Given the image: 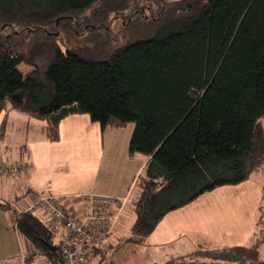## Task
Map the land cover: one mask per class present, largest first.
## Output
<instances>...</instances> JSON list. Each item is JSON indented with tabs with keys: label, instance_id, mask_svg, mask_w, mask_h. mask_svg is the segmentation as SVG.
I'll list each match as a JSON object with an SVG mask.
<instances>
[{
	"label": "trees",
	"instance_id": "trees-1",
	"mask_svg": "<svg viewBox=\"0 0 264 264\" xmlns=\"http://www.w3.org/2000/svg\"><path fill=\"white\" fill-rule=\"evenodd\" d=\"M7 101L44 119L51 140L71 114L103 130L134 123L129 152L147 158L130 197L132 240L142 243L170 211L252 172L264 0H0V111ZM16 225L33 247L27 262L42 254L61 264L39 217L16 211ZM259 241L195 251L209 261L154 264H264Z\"/></svg>",
	"mask_w": 264,
	"mask_h": 264
},
{
	"label": "rangeland",
	"instance_id": "rangeland-1",
	"mask_svg": "<svg viewBox=\"0 0 264 264\" xmlns=\"http://www.w3.org/2000/svg\"><path fill=\"white\" fill-rule=\"evenodd\" d=\"M77 42H80V40ZM117 44L120 43L117 42ZM19 67L24 74L32 69V66L26 62H22ZM79 115L75 118L78 119V122H73L76 128L72 129L69 134V136H74L69 140L66 138L68 135L64 133V141L58 144L61 146L62 152L57 153V148L51 149L52 146L45 145L38 140L41 126L46 124V121L13 107L7 101L0 111V133L3 131L0 136V148L4 156V158L0 157V163L2 161L27 163L25 161H28L29 155L27 156L28 152L23 147L24 145L33 147L36 155L35 159L38 161L39 166L38 178L42 180V183H46L51 190L59 188L57 182L75 181L82 176L100 172L104 168L99 165L100 157H103V155L116 158L115 165L113 167L108 166V171L117 172L116 179L124 175L125 168L128 169L130 163L125 156L127 153L121 142L117 141L113 148L108 147L107 151L105 149V154H103L104 140L106 141L107 136H104L103 139L100 123L93 121L87 113ZM134 126V123H129L126 129H134ZM65 140H68V142ZM256 149L258 153L255 165L246 180L217 186L186 204V208L170 211L163 217V228H173V221L182 220L184 215L190 219L188 220L190 223L201 222L204 229L202 237L208 235L211 241L215 240L218 244H225L217 245L219 248L231 245L250 246L260 240V259L264 262V116L257 132ZM58 154L66 155L67 158L78 157V159H73L70 164H64L66 160L58 163L55 161V158L60 157L56 156ZM109 186L116 189L120 185L116 182ZM135 194L136 192L133 191V196ZM131 205L128 204L119 219L120 232L113 239V246L108 247L106 258L102 261V264H146V260L150 256L147 258L143 256V259L142 255L138 253L139 251H134L136 245H133L131 223L135 214ZM181 209L188 210L183 211ZM163 236L172 237L169 238L168 244H163L161 248L163 251L157 248L149 252L152 255L151 257L155 259L162 258L166 260V258H170V254V256H173L175 247L173 246V232L169 231L166 235H161L160 238H163ZM194 258L197 261L210 260L205 256H194ZM226 264L239 263L227 262Z\"/></svg>",
	"mask_w": 264,
	"mask_h": 264
},
{
	"label": "crops",
	"instance_id": "crops-1",
	"mask_svg": "<svg viewBox=\"0 0 264 264\" xmlns=\"http://www.w3.org/2000/svg\"><path fill=\"white\" fill-rule=\"evenodd\" d=\"M79 114H71L61 120L59 126L60 137L58 140H51L45 135L43 130V126L45 124H43L41 126V132L38 134V140H40L45 145L52 146L51 149L57 148L58 149L57 153L62 152L61 146H59L58 144L64 141L63 140V138H65L64 133L68 135L66 138H68L69 140L72 139L74 135L69 136V134L72 129L76 128L73 122L74 121L78 122V119L75 118L77 116H80ZM127 126L117 129H113L111 127H106L104 130L102 129L103 139L104 136H107L106 141L104 140L103 154H105L108 147L113 148L116 145L117 141L121 142L123 148H125V151L127 153V155L125 154V156L128 162L130 163L129 168L128 169L125 168V174L119 176L117 179H116L117 172L115 173L108 171V166L113 167L117 162L116 158L113 156L108 157L107 155H103V157L102 156L100 157L99 165H101L104 168L101 169L100 172L96 174L94 173L91 175L82 176L76 179L75 181L57 182L59 188L57 190H51L50 188L47 187L46 183H42L41 182L42 180L38 178L39 166H38V161L35 159L36 155L34 148L30 146L26 147L24 145L25 148L24 150L28 152L27 156L29 155L28 161H25L29 165L30 171L28 175L24 178L0 177V201H8L13 206V208L11 209H3L0 207V264H5V261L8 258L21 254H24L27 258V255L33 249L31 243L24 236L21 235L16 225V211L23 212L29 205H31V203L33 202V194H32L33 191H36L44 195L53 194L61 197H68V196L74 197L72 199L71 205H73V207L76 210L85 206V201L82 200L80 197L79 198L76 197V195H80L82 193H88V192L109 194L115 197H128L129 200L128 204H131L130 197L132 196V192L134 190V183L136 177L140 173H142L147 158L143 155L132 156L130 154L129 143L133 129L131 128L130 130H127L126 129ZM65 141L68 142V140ZM31 152L33 153L30 156ZM52 152H54V150H52ZM2 153L3 152L0 148V157L4 158ZM56 156H60V157L58 159L55 158V161L60 163L62 162V160L63 161L66 160L64 164L65 163L70 164V162L73 159H78V157L67 158L66 155H59V154ZM116 182H118L120 185L117 186L118 188L115 189L109 186L112 185V183H116ZM128 204L126 205V207L128 206ZM126 207L122 211L120 217L124 213ZM186 207L187 206L185 205V207L183 206L180 208H186ZM181 210L185 211L188 209H181ZM183 217L184 218H182V220L180 221L179 220L173 221V228H169V229H167V227L163 228V224H164L162 223L164 220L163 218L160 221V223L157 225V227L150 233V235L142 243L133 242V245H136L134 251L135 252L139 251L138 253L142 255V258L143 256L147 258L150 255L146 260V264L164 263L172 258H176L182 255H189L191 260L197 261L194 258V256H204V255L197 254L195 252L196 250L206 249V248L218 249L219 246L217 245H225L224 243L218 244L215 240L211 241L208 235L202 237L201 235L202 234L204 235L203 233L204 229L202 228L201 222L197 221V223L195 222L190 223L188 222V220L190 219L187 216L183 215ZM190 217L195 218L193 216ZM134 219H135V215H134ZM119 228H120V224L118 220L113 231L105 238L96 242V244H94L93 247H91L89 251L91 264H102V261L106 258L105 255L106 252H108V247L113 246L112 244L113 239L116 238L118 236V233L120 232ZM169 231L171 233L173 232V246H175L173 249V256H170L171 255L170 254L169 255L170 258H166V260L162 258L155 259L151 257L152 255L149 254V252L157 248L161 249L164 243L168 244V242L170 241L169 238H171L172 236H163V238L160 237L161 235H166L167 233H169ZM223 247H228V246H223ZM26 264H48L47 257L42 254H37L29 262H27L26 259Z\"/></svg>",
	"mask_w": 264,
	"mask_h": 264
},
{
	"label": "built area",
	"instance_id": "built-area-1",
	"mask_svg": "<svg viewBox=\"0 0 264 264\" xmlns=\"http://www.w3.org/2000/svg\"><path fill=\"white\" fill-rule=\"evenodd\" d=\"M29 165L24 162L0 163V177L24 178ZM33 202L24 212H33L52 231L60 246L64 264H91L89 251L99 240L109 235L128 204V197H115L95 192L76 195L85 206L75 209L74 197L44 195L32 192ZM48 264H54L47 258ZM5 264H26L24 254L13 256Z\"/></svg>",
	"mask_w": 264,
	"mask_h": 264
},
{
	"label": "water",
	"instance_id": "water-1",
	"mask_svg": "<svg viewBox=\"0 0 264 264\" xmlns=\"http://www.w3.org/2000/svg\"><path fill=\"white\" fill-rule=\"evenodd\" d=\"M59 21V19H57ZM56 34H58V32H56ZM53 249H56L57 248V245H53L52 246ZM61 264H64V262L62 261Z\"/></svg>",
	"mask_w": 264,
	"mask_h": 264
},
{
	"label": "clouds",
	"instance_id": "clouds-1",
	"mask_svg": "<svg viewBox=\"0 0 264 264\" xmlns=\"http://www.w3.org/2000/svg\"><path fill=\"white\" fill-rule=\"evenodd\" d=\"M56 245H58V244H56Z\"/></svg>",
	"mask_w": 264,
	"mask_h": 264
}]
</instances>
